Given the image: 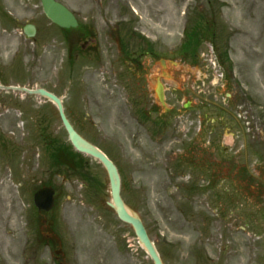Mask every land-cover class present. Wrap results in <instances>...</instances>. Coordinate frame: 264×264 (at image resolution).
I'll use <instances>...</instances> for the list:
<instances>
[{
  "label": "rangeland",
  "instance_id": "rangeland-1",
  "mask_svg": "<svg viewBox=\"0 0 264 264\" xmlns=\"http://www.w3.org/2000/svg\"><path fill=\"white\" fill-rule=\"evenodd\" d=\"M60 1L84 26L70 30L77 40L91 26L99 52L119 42L130 64L145 38L155 57L143 55L144 70L134 72L124 58L107 65L73 55L71 77L69 46L41 0H0L7 82L66 96L81 133L118 164L124 199L165 264H264V0ZM194 20L202 34L208 27L216 34L201 39L193 59L179 47ZM27 23L36 26L34 37L24 33ZM17 95L24 97L18 106L9 98L0 109L19 149V156L0 149V264H153L107 204L105 168L86 157L99 190L55 168L37 140L34 110L51 113L50 130L64 142L57 111L40 95L9 96ZM141 99L161 107L145 119ZM165 110L167 122L156 125ZM44 184L57 189V203L39 212L33 193Z\"/></svg>",
  "mask_w": 264,
  "mask_h": 264
},
{
  "label": "water",
  "instance_id": "water-1",
  "mask_svg": "<svg viewBox=\"0 0 264 264\" xmlns=\"http://www.w3.org/2000/svg\"><path fill=\"white\" fill-rule=\"evenodd\" d=\"M42 5L46 15L53 22L59 24L60 26L69 27V26H76L78 24L74 13L60 1L42 0ZM26 32L28 35H33L35 32L34 26L28 25L26 27ZM9 88L23 90L29 93L40 92L46 96H49L58 104L60 114L63 119L64 125L68 131L70 140L77 148V150L92 155L93 157L99 159L106 166L109 173L110 184H111L112 201L110 202V205L116 209L119 217L122 220H125L126 222H129L133 225L136 234L138 235L141 242L143 243L148 253L152 257L154 264H164L155 244L150 239L142 220L127 208L125 202L123 201V198L121 197V177L116 165L106 156L104 152H102L95 145H93L88 140L83 138L73 128V126L68 121L63 111V106L60 98L45 89L34 90V89H29L27 87H18V86L17 87L9 86ZM54 193L55 190L52 187L41 188L35 193L36 205L40 209L49 210L54 204Z\"/></svg>",
  "mask_w": 264,
  "mask_h": 264
},
{
  "label": "flooded vegetation",
  "instance_id": "flooded-vegetation-1",
  "mask_svg": "<svg viewBox=\"0 0 264 264\" xmlns=\"http://www.w3.org/2000/svg\"><path fill=\"white\" fill-rule=\"evenodd\" d=\"M77 36H73L72 34H70V37H67V44L69 46V50L67 52V59H70V57L74 56H78L79 54H81L84 58H89L95 62H99L100 61H104V63L106 62L107 65H112L113 63L115 64H119L120 61L123 60L124 58V62L127 66V68L129 70H132L134 72H137L136 69L138 68V70L143 71L144 67L142 66L143 61L142 60V56L146 55V57L148 56V54L152 55V52L150 50H145L144 52L140 53L138 56H133L131 59V63L129 64L127 61V59L125 57H130V53L127 52V50L122 49L121 43L117 42L116 47H114L113 45L110 46L108 44L105 45V47L103 48L104 50H102L101 52H99L98 46H97V38L95 37V33H94V29L90 28L87 31V34H81L80 35V40H82V42L79 43V49H76L74 47V44L72 43V40L76 39ZM124 50V53H122ZM75 52H78L77 54ZM126 55V56H125ZM129 55V56H128ZM134 67V68H133ZM8 71V65H6L5 63H2V61L0 60V83H5L8 80V76H7V72ZM10 91H5V90H0V109H2L6 102L7 99L11 98L12 99V104L15 105H19L21 103V101L24 99V97L17 95V98H14L13 96H9L10 95ZM14 93V92H13ZM141 98H145L142 94H141ZM10 99V100H11ZM63 103L65 106V109L67 110V113L70 117V119L72 121H74L76 123V119L73 117V113H71L69 111L70 108V104H68V101H66V96H64L63 98ZM147 100V99H146ZM141 106L147 109H150V111L148 112V114H152V112H154V109H156L155 104H151L150 106H147V103H145V99H141ZM10 103V102H9ZM7 103V104H9ZM45 103H47L50 108H54L55 110H57V106L50 101L49 99H45ZM157 105H161L163 107V105L161 103H157ZM161 106H157L158 108ZM6 115L3 118V115L0 114V149L2 151V153L4 154L5 150L10 151L12 149V151H10L13 155L18 154L19 156V149H18V143L16 142V140L18 141V138H14V140H10L11 138L8 137L6 130L4 129V123L1 124V120L4 122L7 118V116L9 115V113L4 114ZM35 117L36 119H34L35 121V125L37 126V130L39 132V136L37 138V140H41V125L43 122V119L47 121V118H43V112L41 111V109L36 110L35 109ZM168 120V111H163L162 112V117L161 119L157 120L160 122L161 125H164ZM48 125L50 126L51 123H48ZM18 134L16 133V129L14 132V136H17ZM4 150V151H3Z\"/></svg>",
  "mask_w": 264,
  "mask_h": 264
},
{
  "label": "trees",
  "instance_id": "trees-1",
  "mask_svg": "<svg viewBox=\"0 0 264 264\" xmlns=\"http://www.w3.org/2000/svg\"><path fill=\"white\" fill-rule=\"evenodd\" d=\"M197 27L195 26L193 29V31L190 33L189 38H188V42L185 44L184 48V52L186 54H192L195 50V45L198 43V33L200 32V30L198 31L196 29ZM52 147V146H51ZM55 148V147H54ZM53 160L56 163H60L62 160H70V161H74V167L78 168V166L81 165L80 162H78V160L76 159V155L72 152L69 151V148L67 147H56L53 154H52Z\"/></svg>",
  "mask_w": 264,
  "mask_h": 264
},
{
  "label": "bare ground",
  "instance_id": "bare-ground-1",
  "mask_svg": "<svg viewBox=\"0 0 264 264\" xmlns=\"http://www.w3.org/2000/svg\"><path fill=\"white\" fill-rule=\"evenodd\" d=\"M4 187H7L6 185H4ZM5 190H7L6 188H5ZM11 192V191H10Z\"/></svg>",
  "mask_w": 264,
  "mask_h": 264
}]
</instances>
